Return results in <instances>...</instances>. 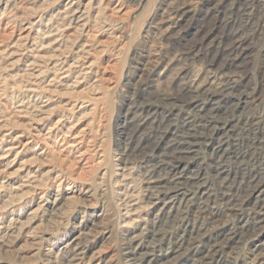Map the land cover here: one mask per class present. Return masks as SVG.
Here are the masks:
<instances>
[{
    "label": "rangeland",
    "instance_id": "1",
    "mask_svg": "<svg viewBox=\"0 0 264 264\" xmlns=\"http://www.w3.org/2000/svg\"><path fill=\"white\" fill-rule=\"evenodd\" d=\"M68 1L0 0V264H126L125 244L154 212L140 161L171 151L206 173L210 196L194 214L234 239L223 264H250L253 224L237 206L255 205L246 182L264 169V0H186L178 23L170 12L184 0H77L83 20ZM63 64L73 72L50 83ZM200 70L202 83L206 70L236 79L207 83L208 112L187 124L192 101L205 102L188 88ZM213 117L254 125L220 134L215 156L214 132L189 151L185 138H203ZM77 245L85 258L72 260Z\"/></svg>",
    "mask_w": 264,
    "mask_h": 264
},
{
    "label": "bare ground",
    "instance_id": "2",
    "mask_svg": "<svg viewBox=\"0 0 264 264\" xmlns=\"http://www.w3.org/2000/svg\"><path fill=\"white\" fill-rule=\"evenodd\" d=\"M68 3L70 4L68 11L76 9L73 15L75 17H78L79 20H83L84 15L87 13L85 10L86 8L79 6L77 0H69ZM185 13H186V0L182 1L180 5H178L177 7L171 10L170 18L172 19V22L178 23L184 17V15H186ZM263 28L264 26L262 25L259 28V30L262 31ZM241 45L242 42H238V43L233 42L232 51L238 49L239 46ZM58 70L60 71L58 72ZM58 70H57L58 74H56V70H55L56 76L54 77V79L52 78L50 83L56 82L55 80H57L59 75L65 78L68 77L69 74L73 72L71 67L69 66L66 67L64 64ZM211 70L205 71L206 73L205 83L199 82L200 80L198 81L197 79L199 74L202 73L203 71L200 70L192 79L193 81L192 82L190 81L188 85V88L192 92L196 93L197 97H202L205 102L201 103L200 100L192 101L188 109L191 110L189 113H187V116L185 115L187 124H189L192 121V119L195 117L193 115L191 116L192 111L197 112V115L200 116L203 115L205 112H208L209 108L208 109L206 108L209 105L210 101H213L210 100L213 97L212 95H207L205 93L206 85H208L207 83H209L210 81L211 82L215 81L216 79L219 80L224 79V80H232V81L233 79H236L231 77L233 75L229 76L223 70L221 71L220 70L211 71ZM38 76L40 75H37V77ZM222 81L221 83H223ZM234 87L235 84L232 85V88ZM242 99H244L243 104L247 102V100H245L247 99V96L242 97L241 100ZM139 110H141V113L146 112V109L143 106H141ZM214 118L215 117L209 119L210 120V122L208 123L209 125L208 124L205 126L203 125L204 126L203 131L201 132L203 138L198 136V132H193L191 134H188V137L185 138V140H187L191 145L187 147L189 148V151L192 150L196 144L200 143L201 139H203L205 142L212 140V138L210 139L208 135L214 132V135L220 136L219 140L217 141V145H215V147L212 149V153L215 156V154L218 151H220L223 147V143L221 141L222 136L220 134H222L224 131H227V133H229L231 129L235 128L236 126L235 123H242L247 127L248 125L251 127L254 125L253 117L234 118L231 119L232 121H229V119L225 121H219V120L214 121ZM218 125H221V127H218ZM219 129H221L222 132L218 133L217 130L219 131ZM17 136L15 138H17ZM251 144L258 145L259 141H257V139H254L251 141ZM170 153L171 155L168 158L166 157V155H168L169 153H166L162 156L159 155L158 160L155 157L154 159H151L150 158L151 155L149 156L146 155L143 156L142 160L140 161V168H143V170L141 171L142 172L141 182L145 190L144 200L142 203H144L146 206L147 205L150 206V208L154 210V212L151 214L152 217L149 219L147 224L145 223V225L140 229V231L134 233L125 244L124 247L125 263L126 264H181V262L186 261V258H188V256L192 254L193 258L190 264H201L204 261L214 264H223L226 257L225 252L231 246V243H233L234 239L226 238L225 240H221V239L217 240V238L214 237V232H209V230L207 229L208 228L207 224L204 225L203 223H200V221L197 219V216L194 214L195 212H194L193 204H195V202H197L199 199L205 200L210 196L208 195L210 190V183L205 178L206 173H203L201 169L197 171L194 170L189 171V167H187L186 165L182 166L177 161L182 157L181 151H171ZM261 153L263 152L261 151ZM127 163L128 162H125V166ZM221 165L220 163L219 164L216 163V165L213 166L214 168H216L215 170L217 173L223 171ZM223 179H225V177ZM247 179H248L247 182L245 181L247 184L245 189H247L248 191L251 190L253 194H255V198H256L255 205L252 206L251 208H246L245 199L243 198L241 199L237 208L240 206L239 209L242 210L247 209L249 220H251L253 224L251 229L248 228L249 230H251L252 238L256 240L251 249L252 258L250 259V264H264V169L262 170L257 169V171L254 174L248 176ZM201 210H202V214H206V216L209 215L208 217L209 220L211 221V223L212 222L214 223L212 219L216 218L218 214L214 212L209 214V212H207V209H201ZM224 210L226 212L233 211L232 205H230V207L226 205ZM218 211L220 212L221 210L219 209ZM225 224L226 223H222L223 226H226ZM211 238L215 239V241L212 244L207 245L208 247L204 246L203 242ZM79 246L80 245H77L76 248L74 249L75 256L72 258V260L83 259L85 252H83L82 250L79 251L78 249ZM203 248H206L205 252L203 250H200ZM200 251L201 252L203 251L204 253H201ZM90 262L91 260H89V263Z\"/></svg>",
    "mask_w": 264,
    "mask_h": 264
}]
</instances>
